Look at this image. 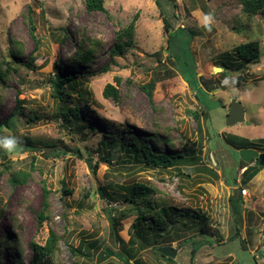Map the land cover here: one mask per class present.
Instances as JSON below:
<instances>
[{"label": "rangeland", "instance_id": "obj_1", "mask_svg": "<svg viewBox=\"0 0 264 264\" xmlns=\"http://www.w3.org/2000/svg\"><path fill=\"white\" fill-rule=\"evenodd\" d=\"M104 1L107 11L89 9L86 0H0V62L16 68L0 82V138L17 140L11 152L0 147L1 263L30 264L31 241L45 245L54 230L60 238L53 264H128L131 257V264H264V166H251L261 175L247 184L243 166L249 162L225 168L235 164L234 150L244 144L264 152V14L247 8L248 0H170L178 16L173 30L195 32L190 48L201 89L194 90L168 58L170 31L156 0ZM136 14L133 47L111 63L115 31ZM255 39L261 56L244 71H231L236 46ZM82 40L96 52L92 63L77 65L70 59ZM61 65L77 74L63 98L51 84L64 75ZM153 79L152 103L140 84ZM108 83L119 88V102L104 95ZM232 98L243 103L246 121L228 126ZM74 107L77 113L70 111ZM129 127L131 133L169 140L154 144L156 151L185 157L173 168L146 164L127 144ZM18 171L29 176L14 185L10 176ZM235 175L239 184L233 188L228 178ZM134 183L154 188L156 205L191 207L206 215V223L186 217V226L181 220L167 228L156 225L161 228L156 236L147 222L126 212ZM45 187L50 218L39 224ZM203 223L212 243L201 236ZM237 229L241 236L231 238ZM14 240L21 253L12 248ZM200 240L193 259L192 241ZM163 245L177 255L159 253Z\"/></svg>", "mask_w": 264, "mask_h": 264}, {"label": "trees", "instance_id": "obj_2", "mask_svg": "<svg viewBox=\"0 0 264 264\" xmlns=\"http://www.w3.org/2000/svg\"><path fill=\"white\" fill-rule=\"evenodd\" d=\"M87 6L89 9H95V10H104L107 11L104 6V0H86ZM157 5L160 7L161 14L164 17V27L167 32L170 31V37H169V59L176 62L177 67L180 69L181 73L183 74L185 80L190 84V86L194 90H199L201 87L199 86L200 82H198V69L196 68V61L194 58V55L191 51L190 44L193 40V35L195 34L194 31H190L188 29H185L184 27H179L178 29L173 30V22L177 21L178 16L175 13L176 6L174 3H171L170 0H156ZM166 2V3H165ZM247 8H250L253 10L254 13H262L264 14V0H248ZM138 15L136 14L132 21L123 28H120L115 31V43L110 49V62L114 64H118V61L116 60V56H123L133 47L134 43V34L136 30V23L138 20ZM173 30V31H171ZM30 32L35 37V26L30 23ZM88 43V42H87ZM86 41L82 40V42L79 43L80 47L77 51L74 52V55L71 57L70 61L80 65L85 63H92L94 60L93 54L96 52L95 48L86 47L85 46ZM95 45L99 46L100 42H95ZM85 47V48H84ZM97 48V47H96ZM12 56L19 55L22 50L19 48L17 51L12 49ZM262 54L261 50V44L258 39L247 41L244 43H241L236 46V57H237V64L231 65V71H244L247 69L249 63H252L256 59H258ZM104 67V71H107L110 67V64ZM61 64V63H59ZM61 73L64 75H59L58 78H52L51 84L53 86L54 95L59 98H63L65 93V87L67 84L75 80L77 74L75 72H67L63 71L62 65L60 66ZM16 68L9 61H2L0 62V82H5L8 80L10 74L12 71H14ZM193 79V80H192ZM118 81H120V78H117ZM191 81V82H190ZM140 87L143 91L146 92L148 97L150 98L151 102H154V91L156 88V80L153 79L149 83L140 84ZM104 95L108 98H112L115 102H119L120 100V90L117 86H115L112 83H108L104 89ZM20 101V99H18ZM18 111V106L15 107ZM71 112L77 113L78 109L77 107L71 108ZM13 114H15L13 112ZM196 118H199V114L197 112L193 113ZM64 116L67 118L68 113L65 112ZM6 125H8V120L5 121ZM1 128V124H0ZM132 129L129 127L127 131L125 132V135H128L132 137V140L127 143L129 147H133L137 152L138 156H141L145 159L146 164L152 166V167H162V168H173L176 167L179 159L184 158L185 155L180 152H161L156 151L154 149V144H158L161 140L165 142L166 144L169 143L168 139L163 138L159 135H152L149 137H146L145 135L131 133ZM116 137L114 138V140ZM112 141L110 142V144ZM250 147L248 144H244L240 146L239 148H235L237 150L241 148ZM187 152V151H185ZM235 152V151H234ZM237 154V152H235ZM239 156V155H238ZM239 160H241L238 157ZM242 161V160H241ZM244 162V161H243ZM258 165L259 161L257 160ZM249 163L244 164L243 167H247ZM257 167H247V169L243 172L246 177H243L242 182L247 183L251 178H253L259 170L256 169ZM211 172L215 174V172L212 170V168H207ZM236 170V169H235ZM29 176V172L25 171H18L13 172L10 176L11 183L18 184L20 182H25ZM241 182V181H240ZM228 183L231 187H236L239 184L238 177L235 175V178L233 180L228 178ZM45 190V199L43 201V207L38 213V221L39 224H42L45 220H48L50 218L49 214V194L50 190H48L46 187ZM64 191L71 192L70 189L67 187H64ZM155 195V189L144 184V183H134L131 187L128 188V194L126 195V203L130 206L129 209L131 210L132 214H136L140 220L147 222L148 226L151 230H153L156 236L159 235V232L155 229L163 227L167 228L170 224H173L174 222H177V220H181L183 224L186 226L187 222L185 220L186 217L189 218H201L202 221L206 223L207 218L206 215L198 211V213L195 214L193 209L191 207H187L184 211H180L179 208L175 206H167L165 204L163 205H156L155 200L153 199V196ZM233 206L237 210L242 211L239 207V203L243 201V197L240 193L239 197L237 198V203L233 199ZM237 204V206H236ZM240 208V209H239ZM198 216V217H197ZM154 220V223L152 221ZM137 227L144 230L145 224L137 223ZM156 225L160 226L157 227ZM161 229V228H160ZM208 227L203 223L200 227V232L202 233L201 236H203L205 239L209 238L211 239V236L208 234ZM241 229H237V232L235 233V237L232 236L231 238L236 239L241 236ZM138 236V233L135 237ZM59 235L54 231L51 230L49 239L45 245H40L36 243L35 241H31V247L33 249V257L31 258L30 264H53L52 259L54 258L55 251L58 247L59 242ZM143 240H146L145 236L143 235ZM191 238V237H189ZM16 239V238H15ZM212 240V239H211ZM17 242L14 240V243ZM193 242V249H192V258L194 259V256L197 254L200 247L203 245V241L200 240L198 242ZM213 240L211 241V243ZM13 249H16L17 251H20L18 249L17 243L14 244L12 247ZM73 253L77 254L78 251L74 249L73 247H70ZM105 254L109 255L107 249H105ZM163 255V254H162ZM165 256V255H164ZM134 257H131L130 259H133ZM169 258V257H168ZM130 259L128 260V264L130 263ZM192 259V261H193ZM0 264L1 258H0Z\"/></svg>", "mask_w": 264, "mask_h": 264}, {"label": "water", "instance_id": "obj_3", "mask_svg": "<svg viewBox=\"0 0 264 264\" xmlns=\"http://www.w3.org/2000/svg\"><path fill=\"white\" fill-rule=\"evenodd\" d=\"M218 69H221V67H216V71ZM203 87H206L202 84ZM197 97V95H196ZM229 113L227 114L226 117V122L228 126H233L236 125L238 123H243L246 121V117H245V108L243 103L240 100H236L235 98L231 99V103H230V108H229ZM233 149V148H232ZM234 150V149H233ZM235 152H237V154L239 155V158L244 161V162H252L254 160H258L259 164L261 166H264V152L259 151L255 148H250V147H246V148H241L239 150L235 149ZM214 159V157H213ZM89 165L91 166V162L89 161ZM158 252L168 256V257H175L177 255V249H175L174 247L170 246V245H163L158 247ZM108 253L110 255L114 254L113 250L107 249Z\"/></svg>", "mask_w": 264, "mask_h": 264}, {"label": "clouds", "instance_id": "obj_4", "mask_svg": "<svg viewBox=\"0 0 264 264\" xmlns=\"http://www.w3.org/2000/svg\"><path fill=\"white\" fill-rule=\"evenodd\" d=\"M16 144H17V140L15 137L0 138V147H3L4 149H6L9 152L14 150Z\"/></svg>", "mask_w": 264, "mask_h": 264}, {"label": "crops", "instance_id": "obj_5", "mask_svg": "<svg viewBox=\"0 0 264 264\" xmlns=\"http://www.w3.org/2000/svg\"><path fill=\"white\" fill-rule=\"evenodd\" d=\"M254 148H255V147H254ZM223 158H224V157H223ZM256 162H257L256 160H254V162H253V161L250 162L249 165H248L247 167L254 166V165L256 164ZM234 163H235L234 165L232 164L231 166H225V168H226V167H229V168H237L236 165L239 163V159H235V162H234ZM257 163H258V162H257ZM247 167H246V169H247ZM246 169H245V170H246ZM245 170H244V171H245ZM261 170H262V169H261ZM261 170H260V171H261ZM244 171H243V172H244ZM262 172H264V169H263ZM242 174H243V173H242ZM260 175H261V173L258 172L253 178H255V177L257 176V177H256V180H258V179L260 178V177H259ZM258 177H259V178H258ZM253 178H251L248 182H250ZM238 181H239V178H238ZM246 184H247V183H246Z\"/></svg>", "mask_w": 264, "mask_h": 264}, {"label": "built area", "instance_id": "obj_6", "mask_svg": "<svg viewBox=\"0 0 264 264\" xmlns=\"http://www.w3.org/2000/svg\"><path fill=\"white\" fill-rule=\"evenodd\" d=\"M246 169V168H245ZM244 169V170H245ZM242 193H243V195H247L248 194V189L247 188H245V187H242Z\"/></svg>", "mask_w": 264, "mask_h": 264}]
</instances>
